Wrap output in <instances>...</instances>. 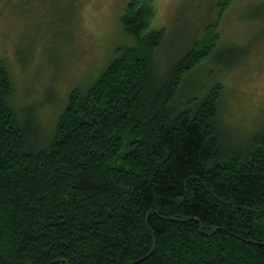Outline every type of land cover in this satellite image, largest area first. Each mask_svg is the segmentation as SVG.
<instances>
[{
    "label": "trees",
    "instance_id": "16d2710c",
    "mask_svg": "<svg viewBox=\"0 0 264 264\" xmlns=\"http://www.w3.org/2000/svg\"><path fill=\"white\" fill-rule=\"evenodd\" d=\"M154 14L128 1L132 42L71 90L51 132L14 107L0 60V264H264V128L229 135L225 85L188 83L219 31L159 65Z\"/></svg>",
    "mask_w": 264,
    "mask_h": 264
},
{
    "label": "rangeland",
    "instance_id": "374dc122",
    "mask_svg": "<svg viewBox=\"0 0 264 264\" xmlns=\"http://www.w3.org/2000/svg\"><path fill=\"white\" fill-rule=\"evenodd\" d=\"M128 1L0 0V60L12 75L13 105L33 107L42 131L54 128L72 89H87L117 48L132 42L120 23ZM154 6L149 29H166L159 65L192 36L201 38L206 26L215 28L217 50L188 83L225 85L221 122L229 135L244 140L264 128V0H154Z\"/></svg>",
    "mask_w": 264,
    "mask_h": 264
}]
</instances>
